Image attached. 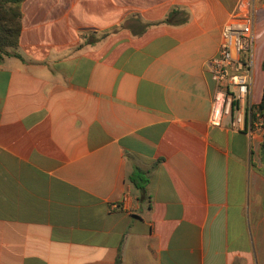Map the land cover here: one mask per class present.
Instances as JSON below:
<instances>
[{
    "label": "crops",
    "instance_id": "crops-1",
    "mask_svg": "<svg viewBox=\"0 0 264 264\" xmlns=\"http://www.w3.org/2000/svg\"><path fill=\"white\" fill-rule=\"evenodd\" d=\"M243 1L259 104L264 0L20 4L0 57V264H264V128L210 124L207 64Z\"/></svg>",
    "mask_w": 264,
    "mask_h": 264
},
{
    "label": "built area",
    "instance_id": "built-area-1",
    "mask_svg": "<svg viewBox=\"0 0 264 264\" xmlns=\"http://www.w3.org/2000/svg\"><path fill=\"white\" fill-rule=\"evenodd\" d=\"M244 2L224 25L219 51L208 61L207 70L215 84L210 124L218 127L228 118L234 131L251 132L260 127L253 98L256 18L254 3ZM128 199L124 196L121 204Z\"/></svg>",
    "mask_w": 264,
    "mask_h": 264
},
{
    "label": "trees",
    "instance_id": "trees-1",
    "mask_svg": "<svg viewBox=\"0 0 264 264\" xmlns=\"http://www.w3.org/2000/svg\"><path fill=\"white\" fill-rule=\"evenodd\" d=\"M25 0H0V57L11 55L19 46L22 32V13L20 4ZM264 70V61H263ZM258 122L264 128V90L262 101L258 104ZM261 153L264 157V140L261 145ZM131 182L142 192H145L149 182L148 172L136 168L130 175ZM115 264H122L121 258Z\"/></svg>",
    "mask_w": 264,
    "mask_h": 264
},
{
    "label": "rangeland",
    "instance_id": "rangeland-1",
    "mask_svg": "<svg viewBox=\"0 0 264 264\" xmlns=\"http://www.w3.org/2000/svg\"><path fill=\"white\" fill-rule=\"evenodd\" d=\"M256 46H257V41H256ZM261 51V52H260ZM257 52H258V54H260L261 53V55H262V53L264 52V45L263 44H261V45H259V51L257 50ZM264 54V53H263ZM263 73H261V75L259 76V78H258V81L260 82L261 81V79L263 78Z\"/></svg>",
    "mask_w": 264,
    "mask_h": 264
}]
</instances>
